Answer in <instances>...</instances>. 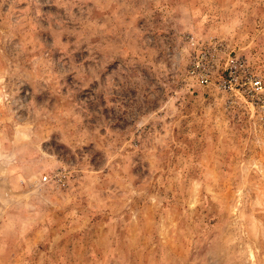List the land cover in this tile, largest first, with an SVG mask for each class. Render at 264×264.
<instances>
[{"label":"rangeland","instance_id":"rangeland-1","mask_svg":"<svg viewBox=\"0 0 264 264\" xmlns=\"http://www.w3.org/2000/svg\"><path fill=\"white\" fill-rule=\"evenodd\" d=\"M190 36L264 84V0H0V264H264V132Z\"/></svg>","mask_w":264,"mask_h":264},{"label":"built area","instance_id":"built-area-1","mask_svg":"<svg viewBox=\"0 0 264 264\" xmlns=\"http://www.w3.org/2000/svg\"><path fill=\"white\" fill-rule=\"evenodd\" d=\"M193 48L187 75L199 85L206 87L215 82L216 89L241 99L248 105L251 116L264 132V84L242 57L224 54L223 46L216 42L198 44L193 37L187 38ZM45 178H42L44 182Z\"/></svg>","mask_w":264,"mask_h":264}]
</instances>
